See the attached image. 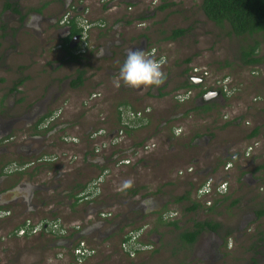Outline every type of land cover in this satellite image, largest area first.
I'll return each mask as SVG.
<instances>
[{
    "label": "rangeland",
    "instance_id": "rangeland-1",
    "mask_svg": "<svg viewBox=\"0 0 264 264\" xmlns=\"http://www.w3.org/2000/svg\"><path fill=\"white\" fill-rule=\"evenodd\" d=\"M45 1L27 0L28 4L23 1V12L28 15L31 8ZM61 2L49 0V3H57L51 16L61 13ZM163 2L168 6L164 10L158 9ZM101 3L106 6L104 14ZM78 4H81V11L78 10L81 18H87L92 24L91 31L97 26L93 18L99 16L106 19L109 26L108 35L103 39H96L93 32H89L81 62L66 59L63 49L58 46L60 50L51 49L58 45L53 29L40 31L43 34L40 36L34 34L32 28L19 30L20 27L17 29L13 24V35L10 34L8 23L2 18L12 21L17 17L4 12L0 0V25L4 27H0V114L6 119H15L11 127L1 125L4 133L0 135V151H3L0 163L8 162L16 170L13 162H35L37 155L27 157L18 151L19 145L28 143L40 149L39 156L62 154L59 164L47 163L42 167L34 164L14 172L11 182H17L20 175L34 170L36 177L24 181L23 190L15 195L19 197L5 205L0 202L11 212L10 216L0 217V264H207L202 258L209 253L213 256L210 264H251V258H255L257 264H264V214H257L264 209V64L243 66L238 59L240 48L252 44L251 38L227 35L228 25L223 29L215 26L201 11V0L69 2V5ZM139 16L147 18L139 19ZM104 26L103 22V29ZM175 28H184L186 32L181 37L166 40ZM114 29L122 34L120 44H115L116 37L109 34ZM254 37L259 40L258 36ZM142 40V50L146 54L154 48L155 58L165 61L163 83L129 89L121 82L119 88L115 87L114 81L126 59L122 50ZM95 42L101 43V48L108 45V52L94 53L100 45ZM263 52L264 44H260L258 54ZM81 69L86 87H72L71 80L75 78L76 70ZM192 75L201 76V83L196 87L183 86ZM24 76L27 77L23 83L10 91ZM220 86L224 98L213 99L216 105L213 111L204 113L194 109L201 105L195 96L180 103L181 96L186 93L191 95ZM55 94L54 100L48 99ZM123 101L133 112L140 111L143 117L149 118L148 124L130 134L124 133L118 145L99 148L98 145L116 129L115 111ZM121 110L125 117L129 116L130 110ZM34 111L36 115L30 119H18L22 114H33ZM47 111L60 112L57 125L52 126V130L33 129L37 117ZM101 127L104 134L94 136ZM254 129L257 133L250 137ZM36 134L40 137L36 138ZM62 135L75 136L78 142H62ZM8 136L12 139L7 141L4 138ZM216 143L221 147L233 143L235 148L231 152L234 153L242 154L249 147L251 149L245 158L241 155L235 160L229 158L227 162L231 161L233 167L224 170L223 166H215L218 159L226 158H223L222 150H214ZM92 147L97 153L91 156L100 160V165L90 169L87 164L83 165V153L90 152ZM125 158L129 163L118 164ZM191 166L193 173L190 174ZM212 166L216 169L210 171ZM206 167L208 172L199 173ZM61 169L67 170L68 174L73 172L75 184L88 183L90 178L93 181L102 170L105 171L101 186L92 191L95 203L88 207L83 204L72 207L69 198L61 199L59 193L44 189L37 192L36 187L40 189L41 184H51L55 172ZM48 177L49 181H45ZM208 180L227 183L223 195L216 193L215 201H221L215 202L213 211L206 210L203 205L209 196L202 198L198 191L194 194L195 187L198 184L201 187ZM126 181H131L130 185H126ZM30 187L36 189H32V197H28ZM133 189H138L134 196L129 194ZM189 190L191 202L201 204L193 211L186 209L190 201H173ZM12 195L8 192L2 200ZM146 198L153 200L157 209L166 208L161 221L155 214L156 209L138 207ZM25 199L36 206L32 208L33 212L30 209L23 211L27 205ZM41 200L46 203L43 207ZM95 208L97 212L107 210L111 216L101 220L100 225H93L98 222L93 216L98 215L87 216V212ZM51 211H54L53 216H49ZM58 217H62L65 224H61ZM27 219L44 227L29 236L16 235L15 229ZM195 220L220 223L219 234L204 232L191 247L184 246L180 234L191 229ZM172 221L176 226L168 223ZM79 224L90 227L80 236L76 233L61 241V236L57 235L61 232L60 227L65 229L67 236ZM140 228H143L140 241L146 247L128 257L122 248L123 236ZM79 237L94 250L82 262H76L71 247ZM210 239L216 241L221 255L211 248ZM69 241L72 244L69 245Z\"/></svg>",
    "mask_w": 264,
    "mask_h": 264
},
{
    "label": "flooded vegetation",
    "instance_id": "flooded-vegetation-1",
    "mask_svg": "<svg viewBox=\"0 0 264 264\" xmlns=\"http://www.w3.org/2000/svg\"><path fill=\"white\" fill-rule=\"evenodd\" d=\"M15 1H17V3H18L19 13H14L10 9L9 10L11 11V13L13 15H15L17 17V19L16 20L13 19L12 21H9V20H7L5 18H2L3 21H5L6 23H8L7 29L10 32V34L13 35V30H12L11 27H12L13 24H15V27L17 29L20 27L19 30H27V28H29V29L32 28V30L35 32L34 34L41 35V32H40V31H42L41 25L44 23V21H45L44 19L50 18V19L53 20L54 27L57 28L56 30H59L63 34V36L60 38L61 39L60 40L61 42H58V45H56V47H54V46L51 47V49L53 51L60 50L59 48H62L63 49V43L69 38V35H70V27H69V25H70V22L72 20H75V23H77V27L80 29V33H78L77 35H81L82 30H83V22H80V19H82V21L87 20L86 18H81V15H80L81 13L78 12V7L76 5H69V2H71V0H62V2L60 0H58L59 2L63 3L62 11H61L60 14L54 13L52 15V17H45L42 14V12H41L43 10V6L45 5V2L41 4V8L42 9L38 7L39 5L38 6H34L33 8H31L32 10L29 12L28 15H26L23 12V10H25V6L23 5V3H22L21 0H2L1 9L4 12H6L7 14L12 15L10 13V11L8 10V8L5 7V3L6 2L12 3V2H15ZM81 1L82 0H80L79 2H81ZM86 10H88V8H85V13H86ZM79 11H81V10H79ZM101 24H103V23H101ZM0 27L1 28H4L1 25H0ZM99 28H103V27H99ZM75 36L76 35L71 36L68 39V42H67L68 43V46L70 45V42L73 40V38ZM3 37L5 39H9V36L3 35ZM15 39H16V43H18L17 36H15ZM259 40L261 41L260 44H264V42L261 39H259ZM80 45H81V39L78 38V40H77V42H76V44H75V46L73 48L69 46L72 55H74L75 57L77 56V59L76 60L82 59V55L86 51V49L85 50L84 49L80 50L79 49V46ZM143 46H144V43H143V40H142V41H139V43L137 45H132L129 48H131L132 50H138V49L141 50ZM40 49H41V47H40ZM107 49H108V45L105 46V48H103V47L101 48L100 46H98V48H95L94 49V53H96V54H99V53L100 54H103L104 53V50H106L108 52ZM62 51L65 54V50L63 49ZM122 52L125 53V55H124V57H125L126 54H127V49L122 50ZM110 54L112 55L113 53H110ZM263 54H264V52L260 56H262ZM64 57L66 59L70 60V56L69 55H67V56L64 55ZM261 64H264V63H261ZM24 77H26V76H24ZM192 77L193 76H189V80L191 82H192V80H191ZM204 90L205 91L201 95L197 96L198 93L200 92V91H198L197 93H193V94L187 96L184 99V101H187L189 98L191 99L193 96H195V98H199L201 103L210 102V101H213V99L223 100V98H224V95L222 93V88H219V89L216 88L215 89V88H211L210 87V88L204 89ZM218 90L220 91V93L218 95H216L215 97H212V98H209L208 100H206L205 95L207 94V92H209V91L214 92V91H218ZM55 98H56V94L53 97L48 96V99L54 100ZM184 101L181 100L180 103H182ZM1 103H2V97L0 96V105H1ZM41 103L43 104V102H41ZM41 107H39V110L41 109ZM29 109H30V107H29ZM149 113L150 112H148L147 114L150 115ZM34 115H36V112L35 111L33 112V114H26V113H24L21 116H19L18 119H20V118H22V119L23 118L30 119ZM59 116H60V112L59 111L58 112H56V111H47L46 114H42V115H40V116L37 117L36 121L33 124V129L39 130V129L42 128L43 130H45V129L52 130L53 129L52 126H56L57 125L56 122H57ZM14 122H15V119L14 118H13V120H9V119L4 118L3 114H0V135H1V133H4V131L1 128V125H2V127H4L5 125H8V127H11L10 125L12 123L14 124ZM34 136L36 138H39L40 137L39 134H38V136H37V134L34 135ZM4 139H6L8 141L9 139H12V136H10V137L8 136V137H6ZM61 141L62 142L63 141H65V142H70L71 141L70 143L76 144L78 142V139L75 136L62 135L61 136ZM230 146H232V147L230 148ZM18 147H19L18 151H21L27 157H32V156H36V155L37 156H36V160H35L36 163L33 160H28L26 162H19V163L13 162L16 165H26L27 168H29L30 166H32V165L35 164V167H39V166L42 167V164H47V163H50V164L51 163L59 164L60 161H61V159H62V154H57L55 156H51V155L50 156H47L46 154H44V155L39 156L40 155V149L34 148V146L32 144H30V143L25 144V145H21V146L19 145ZM229 148H230V150H229ZM234 148H235V146L233 145V143H230V144L228 143L226 145H223L222 147H221V144L216 143L215 144V147H214V150H222V152L224 153L223 154V156H224L223 158H225V157L226 158L223 159V160H220V161L218 159L217 160V163H215V166L218 164L220 167L223 166V169L224 170L230 169V168L233 167V163L231 161H228L227 162V160L229 158H231V160H235V159H238L240 155L245 158L247 155H249V151L251 149V147H249L248 150L246 149L247 152L245 151V153L240 154L239 152H235V153L234 152H231L232 149H234ZM15 151H17V149H15ZM18 151H17V153H19ZM91 151L93 153H97V152H95V150H94L93 147L91 148ZM91 154L89 155V160H92V163L93 164H95V162L96 163H100V160H98L97 158L92 157ZM54 161H56V162H54ZM6 165H9V164H6ZM215 166H212V169L210 171L215 170L216 169V168H214ZM32 169H34V168H32ZM30 170L31 169H29L28 171H30ZM63 170L64 169H61V170L56 171V172L54 171L55 174H54V176L50 180L51 181V184L44 183L47 186H43L42 184L39 185V186H42V188L39 189V187H36L37 192H38V190H41V189L43 190L44 189V190H47V192L51 191V192L59 193L58 196H60L61 199H63V198H66V199L69 198V202L68 203L72 207H78V206H80L82 204L88 207L89 205L95 203L94 201L96 200V198L95 199H93L94 197L91 198V199L86 198L87 196H84V194H83L84 191L83 190L82 191L79 190L80 188H78L77 187V184H75L76 181H74V183H73V172L70 171L71 173L68 174L67 173L68 172L67 170H64V171ZM208 171H209L208 170V167H206L203 170L199 171V173H201V172L202 173L203 172H208ZM101 172H100V175H102L105 171L102 170ZM188 172H190V174L193 173L192 166L189 167ZM13 174H14V172L11 173V174H3V177L9 176V175H13ZM34 176H36V175L34 174ZM45 176H47V174H45ZM44 180L45 181H49V177H48V180H46V179H44ZM91 181H92V178L90 179V181H88L87 184H90ZM23 184L24 183H22V184L20 183L15 188L14 187H8V188H4V190L1 189L0 190V201H1V199H3L5 197V194H7L8 191L11 192L13 195H16L15 191L18 193V191L23 190ZM66 184H67V186H66ZM69 184H71L70 187H68ZM87 184H86V186H87ZM216 184L217 183L215 181L211 184V189L212 190H215ZM100 186H101V184L99 185V187ZM214 186H215V188H214ZM34 188L35 187H30L29 188L28 197H32L33 193H32L31 196H30V193H31L32 189H34ZM199 188H200V185L198 184L195 187L194 194L196 193V191L199 190ZM74 190H76V194L74 193ZM215 195H216V193L215 192H212L211 194H208V195L202 197V198H205V197L209 196L205 200V202H203L204 208L206 210H208L209 207L213 206L215 204V202L217 204V203H219L221 201V200L215 201V199H216ZM76 199H77V202H76ZM43 201L44 200H41V202H43ZM25 203L29 204V200L28 199H25ZM57 206H60V204H58ZM138 207H140V208L142 207V209H145V210H155L156 209V210H158V211L155 210V212H156L155 214L157 216H165V214H166V213H164V211H165L166 208L165 209H161V210L157 209L155 203L153 202V200H151L149 198H146V199L142 200L141 203H140V205ZM0 208H3V206L1 205ZM211 211H213V209H211ZM101 213H104V217H102L100 215ZM90 215H98V216H93V217H97V219H98V222H96L93 225H100L102 223L101 220L108 219V217L111 216V214H110L109 211L106 210V211H99V212H97L96 208L93 209V210H90L89 212H87V216H90ZM58 218L60 219V221H61L62 224H65V222L63 221V218L62 217H58ZM77 227H78V229H76V231L75 230H71V232L69 234L70 237H72L76 233L80 236V234H83L84 231H85V229L86 228H89L90 226L87 225V227H85V226H82V224H81V226L79 224ZM72 229H74V227ZM219 231H218V233L211 232V231H204V232H209V233H213L215 235H218L219 234ZM204 232H201L200 235L202 233H204ZM200 235L198 236V238L200 237ZM70 237H68L67 239H69ZM61 239H62L61 241H65L66 240L65 237H61ZM211 241H212V239L209 240V243H210L211 248L212 249H215V252H217V253H219L221 255L220 250H219V246H217L216 241H214V240L212 242ZM68 244L69 245L72 244V241H69ZM213 247H215V248H213ZM211 257H213V256H212L211 253H209L208 256L205 255L202 259L207 264H210V262L213 261V260H211L212 259Z\"/></svg>",
    "mask_w": 264,
    "mask_h": 264
},
{
    "label": "trees",
    "instance_id": "trees-1",
    "mask_svg": "<svg viewBox=\"0 0 264 264\" xmlns=\"http://www.w3.org/2000/svg\"><path fill=\"white\" fill-rule=\"evenodd\" d=\"M167 6L168 4L163 2V4L161 3L157 8L160 10H164ZM5 7L14 11L15 13H19L17 1L12 3L6 2ZM200 9L205 15V17L220 29H223L225 25H228L229 32H227V35H233L235 37L251 38L252 44H249L248 46H242L238 54V59L243 66L254 67L257 64L264 63V54L262 56L258 54L261 41L258 40L256 37H254V36H258V38L264 42V0H201ZM147 16L149 15L147 14ZM147 16H139L138 18L139 19L147 18ZM127 23H129V21H127ZM69 27H70L69 38L71 36L80 33V29L77 27V23H75V20H72L70 22ZM185 32L186 29L184 28H175L171 30L170 35L167 36L165 39L166 40L176 39L178 37H181ZM68 39L63 43V49L65 50V55L70 56V60H75L77 59V56L75 57L74 55H72L70 51V47L68 46L67 43ZM76 74H77L76 77L71 81V86L75 88L83 84L84 70L83 69L77 70ZM24 80L25 77H20L17 80V82L10 88V91L15 90L19 84L23 83ZM0 81H2V79H0ZM196 85L198 84H194L193 82L190 83V80L189 81L187 80L186 83L183 84V86L186 87H196ZM128 88L131 89V87ZM204 91L205 90H201L197 96L201 95ZM215 106H216L215 103H213V101H210V102L201 103V105L195 106L193 108L202 110L204 113H208L210 111H213ZM121 109L125 111H129V110L132 111V107H130V105L126 101H123L122 103L117 105L115 111V123H116L115 126L116 128L122 127L126 134H130L131 131L140 128L144 124L146 125L148 124L149 118L147 117L130 120V122H132V125L130 127L128 125L122 124L123 117H122ZM256 133H257V129H254L251 132L250 137L254 136ZM6 164H8V162L4 164L0 163V173H2L1 170L6 166ZM2 176L3 174L2 175L0 174V177ZM77 187L80 188L79 190L81 191L87 189L86 184L83 185L77 184ZM138 189H142V188H138ZM138 189H133L130 191V193L129 190H127V192L130 195L134 196L138 193ZM185 200L190 201V206L186 208L187 210L193 211L201 206V204L196 201L191 202L190 191H186L184 194L175 197L173 199V201H175L176 203ZM213 206L209 207L208 210L211 211V209H213ZM257 214L258 216L263 215L264 209L258 211ZM158 220L160 221L162 220L161 216L159 217ZM168 223L170 225L176 226L175 221ZM220 226H221L220 223L212 220H202V221L195 220L192 224L191 229H186L181 232L180 242L184 246L191 247L197 241V238L201 232L211 231L218 233V231L220 230L219 229ZM129 238H130L129 235L125 234L123 236L122 241H126ZM126 255L129 257L128 254ZM251 264H257V260H255V258H251Z\"/></svg>",
    "mask_w": 264,
    "mask_h": 264
},
{
    "label": "built area",
    "instance_id": "built-area-1",
    "mask_svg": "<svg viewBox=\"0 0 264 264\" xmlns=\"http://www.w3.org/2000/svg\"><path fill=\"white\" fill-rule=\"evenodd\" d=\"M82 18H85V17H82ZM80 22H83V30H82L81 35H79V39H81V45L83 47L80 50H82V49L85 50L87 47V39L89 36V31L91 30L90 27L92 26V24L90 22H88L87 20L82 21V19H80ZM96 25L98 27H103V24H101V23L100 24L96 23ZM152 53H154V48H151V51L148 54H152ZM155 57H157L156 53H155ZM160 59H162V58H158L157 60H160ZM192 76L201 78V76H196V75H192ZM219 88H222V87L220 86ZM222 93H223V88H222ZM187 96H189L188 93L181 96L180 101L181 100L184 101V99ZM145 112H149V111L146 110ZM122 117H123L122 124L128 125L130 127L132 125V122H130V120L143 118V115H142V112H140V111H136V112L130 111L129 116L125 117L124 112L122 111ZM103 132H104L103 128H100V129H98L97 132L94 133V136L102 135V134H104ZM124 133H125V131L122 127H119V128L117 127L113 133L107 135V137H106L107 139L102 141V143L99 144L98 147L101 148V147H105V145H118L121 142L122 137H124ZM124 163H129V159L125 158V159H120L118 161V164H124ZM26 167H27L26 165H16V167H15L16 170H14V167L10 166V164H9V165H6L1 170L2 173H0V174H11L15 171H22V170L26 169ZM104 175H105V172L102 175L93 179V181L90 184H87V189L84 190V193H83L84 196H87L86 198L91 199L94 197L92 191L94 190V188L99 187V185L102 183V181L104 179ZM212 183H213L212 181L208 180L204 185H202L199 188L197 194L200 197H204L208 194H211L212 192H215L217 194L225 193V190H226L225 186L227 184L226 181H222L219 184L217 183L215 190H211V184ZM10 214H11V212L9 209H5V208L0 209V217L10 216ZM100 215L102 217H104V213H101ZM58 220L60 221L59 218H58ZM55 224L58 225V222H55ZM38 226H39V224H33L30 219H27L26 221H24L22 226L20 225L17 229H15V234L19 235V236H29V235L35 234L44 227V225L41 227H38ZM77 226H74V229H72V230L76 231V229H78ZM60 229H61V232H60V234H57V235L67 238V236L69 234L67 236H65V234H64L65 229L63 227H60ZM142 231H143V228H140L136 231H129L128 233H126L129 235L130 238L126 241H122V248H123V252L128 254L129 257H132L133 255H135V253L138 250H142L143 248L146 247L140 241V238L142 236V234H141ZM75 240H74V243L72 244L73 246H71L72 247V253H73L72 255L75 258L76 262H82V260H84L89 255H91L94 252V250L91 247H89V245L82 238L79 237V239H77L76 241Z\"/></svg>",
    "mask_w": 264,
    "mask_h": 264
},
{
    "label": "crops",
    "instance_id": "crops-1",
    "mask_svg": "<svg viewBox=\"0 0 264 264\" xmlns=\"http://www.w3.org/2000/svg\"><path fill=\"white\" fill-rule=\"evenodd\" d=\"M22 1V0H21ZM23 1H25L26 3H27V0H23ZM22 1V2H23ZM80 0H76V2L77 3H80L79 2ZM83 1V0H82ZM81 1V2H82ZM85 1H87V0H85ZM28 4V3H27ZM55 4H57V3H49V0H46L45 1V5L43 6V10L41 11L42 12V14L45 16V17H52L51 15H50V13H51V11H53V7H54V5ZM39 8H41V4L38 6ZM78 10H80L81 9V4H78ZM86 8H88V7H86ZM100 8H101V12L104 14L105 13V10H106V6H105V4L104 3H101V6H100ZM42 9V8H41ZM9 10V9H8ZM90 10H92V9H90ZM10 11V10H9ZM12 11V10H11ZM11 11H10V13H11ZM12 12H14V11H12ZM15 13V12H14ZM92 14V12H90V15ZM104 17V16H103ZM94 20L93 21H95L96 23H98V24H100V23H105V26H104V28L105 29H103V28H99L98 26H95V28H93L92 29V31H90V34L92 33V35H95V37H96V39H100V38H102L103 39V36L105 37L106 35H108L107 34V31H108V21L106 20V19H104V18H102V17H96V18H93ZM45 21H44V23L41 25V28H42V32H45V31H48V30H50V29H53L52 31H54L55 32V35H56V37H57V39L55 40V42H59L61 39V37L63 36V34L59 31V30H56L57 28H55L54 27V23H53V20L52 19H50V18H46V19H44ZM103 30V31H102ZM113 32L112 33H109V34H112V35H114L116 38H115V40H114V42H115V44H120V43H122V41H121V38H122V34L120 33V32H118V31H115V29L114 30H112ZM115 31V32H114ZM101 32H103V33H101ZM40 36H43V34L41 33V35ZM61 42V41H60ZM95 43H97V44H100V45H98V46H101L102 44L101 43H98V42H95ZM110 43V42H109ZM142 50V49H141ZM111 55V54H110ZM77 61V60H76ZM79 62H81L82 61V59H79L78 60ZM80 87H86V85H85V80L83 81V84L80 86ZM141 89V88H140ZM88 91H86V93H87ZM138 130V129H137ZM133 131H135V130H133ZM133 131H131V133L133 132ZM90 152H87V153H83V165H85V164H87L88 166H90V167H88V168H97V167H99L98 165H100V163H96L95 162V164H93L92 163V160H89V155L91 154V153H93L91 150H89ZM1 152H3V151H1ZM0 152V153H1ZM84 168V167H83ZM64 171V170H63ZM34 174H36V171L34 170L33 172H30V173H23L22 175H20V178H19V180H17V182H11V180L14 178V174L13 175H9V176H5V177H0V185L2 186V188L1 189H3L4 190V188H8V187H16L18 184H22V183H24V181L25 180H28V179H33V178H35L36 176H34ZM19 176H17V178H18ZM91 179V178H90ZM9 183H12V185H9ZM85 183H87V182H85ZM84 183V184H85ZM78 185H83V184H79V183H77ZM36 190V189H35ZM9 192V191H8ZM11 193V192H10ZM15 193H16V195H18V193L15 191ZM12 194V193H11ZM33 196V195H32ZM17 197H19V196H15V195H12V196H10V198H7V199H5V200H2L1 199V201L0 202H2V203H4V205L6 204V203H8V202H10L11 200L13 201L14 199H16ZM5 198V197H4ZM3 198V199H4ZM25 204H27V203H25ZM41 204V206L43 207L44 206V204H46L44 201L43 202H41L40 203ZM1 206V205H0ZM46 206V205H45ZM4 207V206H3ZM34 207H36V206H34L33 204H27L26 205V207L25 208H23V211H26L27 209L29 210H32V208H34ZM32 212H33V210H32ZM54 213V211H51L50 213H49V216H51L52 214ZM41 214H43V213H41ZM53 216V215H52Z\"/></svg>",
    "mask_w": 264,
    "mask_h": 264
},
{
    "label": "clouds",
    "instance_id": "clouds-1",
    "mask_svg": "<svg viewBox=\"0 0 264 264\" xmlns=\"http://www.w3.org/2000/svg\"><path fill=\"white\" fill-rule=\"evenodd\" d=\"M165 61L157 60L155 54H146L144 50L127 49L126 59L121 65L118 79L114 86L119 88L121 82L131 88L159 86L163 83L165 73L162 71ZM131 181H126L130 185ZM70 235L67 236V238Z\"/></svg>",
    "mask_w": 264,
    "mask_h": 264
},
{
    "label": "water",
    "instance_id": "water-1",
    "mask_svg": "<svg viewBox=\"0 0 264 264\" xmlns=\"http://www.w3.org/2000/svg\"><path fill=\"white\" fill-rule=\"evenodd\" d=\"M78 38H79V35H76V36L73 38V40L70 42V45H69V46L73 48V47L75 46V44H76ZM191 80H192V82H193L194 84H199V83H201L202 78H199V77H192ZM219 93H220L219 90H218V91H214V92L209 91V92H207V94L205 95V98H206V100H208L209 98L215 97V96L218 95Z\"/></svg>",
    "mask_w": 264,
    "mask_h": 264
}]
</instances>
